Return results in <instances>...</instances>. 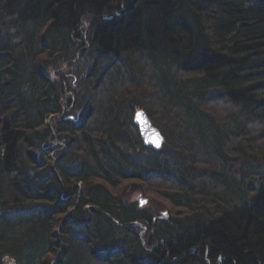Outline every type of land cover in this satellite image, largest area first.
I'll return each mask as SVG.
<instances>
[{
    "label": "trees",
    "instance_id": "trees-1",
    "mask_svg": "<svg viewBox=\"0 0 264 264\" xmlns=\"http://www.w3.org/2000/svg\"><path fill=\"white\" fill-rule=\"evenodd\" d=\"M0 264H264V0H0Z\"/></svg>",
    "mask_w": 264,
    "mask_h": 264
},
{
    "label": "water",
    "instance_id": "water-1",
    "mask_svg": "<svg viewBox=\"0 0 264 264\" xmlns=\"http://www.w3.org/2000/svg\"><path fill=\"white\" fill-rule=\"evenodd\" d=\"M133 122L138 128L141 140L145 146L153 149H159L164 143V137L160 130L155 127L147 114L142 109H137L133 115ZM159 145V146H157ZM146 203V199L139 198V205Z\"/></svg>",
    "mask_w": 264,
    "mask_h": 264
},
{
    "label": "rangeland",
    "instance_id": "rangeland-1",
    "mask_svg": "<svg viewBox=\"0 0 264 264\" xmlns=\"http://www.w3.org/2000/svg\"><path fill=\"white\" fill-rule=\"evenodd\" d=\"M151 196V193L150 192H146L145 194H143V193H140V192H136V193H134L133 195H132V200H135V201H139V198H143V199H146V203H147V201H148V196ZM152 196H153V194H152ZM145 203V204H146ZM144 205V204H143ZM165 213V212H164Z\"/></svg>",
    "mask_w": 264,
    "mask_h": 264
},
{
    "label": "snow or ice",
    "instance_id": "snow-or-ice-1",
    "mask_svg": "<svg viewBox=\"0 0 264 264\" xmlns=\"http://www.w3.org/2000/svg\"><path fill=\"white\" fill-rule=\"evenodd\" d=\"M157 146H159V145H157Z\"/></svg>",
    "mask_w": 264,
    "mask_h": 264
}]
</instances>
